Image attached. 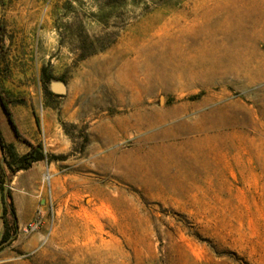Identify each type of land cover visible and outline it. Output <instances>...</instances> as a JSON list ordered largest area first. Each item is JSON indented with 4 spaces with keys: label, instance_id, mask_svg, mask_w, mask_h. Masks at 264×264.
<instances>
[{
    "label": "rangeland",
    "instance_id": "374dc122",
    "mask_svg": "<svg viewBox=\"0 0 264 264\" xmlns=\"http://www.w3.org/2000/svg\"><path fill=\"white\" fill-rule=\"evenodd\" d=\"M0 89L66 136L0 264H264V0H0Z\"/></svg>",
    "mask_w": 264,
    "mask_h": 264
},
{
    "label": "crops",
    "instance_id": "0c3cea01",
    "mask_svg": "<svg viewBox=\"0 0 264 264\" xmlns=\"http://www.w3.org/2000/svg\"><path fill=\"white\" fill-rule=\"evenodd\" d=\"M11 112L20 137L13 131L0 103L2 140L5 144L13 146V151L18 157L27 155L31 151V146L37 145H42L44 154L47 156H59L64 153L65 147L58 146L56 149H50V143L61 142V140L65 142L66 136L56 116H52L49 109L40 123L37 122L31 106L16 105L11 108ZM3 155L7 157L6 153ZM57 167L58 161L49 162L44 159L34 163L28 170L18 171L12 177L9 189L14 204L17 228L32 222L39 212L42 213L43 209L47 208L44 180L48 173L56 172ZM0 224L3 226L4 233L1 212Z\"/></svg>",
    "mask_w": 264,
    "mask_h": 264
},
{
    "label": "trees",
    "instance_id": "16d2710c",
    "mask_svg": "<svg viewBox=\"0 0 264 264\" xmlns=\"http://www.w3.org/2000/svg\"><path fill=\"white\" fill-rule=\"evenodd\" d=\"M113 44L114 42H109L104 47H102L100 51L109 48ZM95 54H97V51L93 52L91 55ZM87 57L88 56L83 55L81 56V60H85ZM0 103L6 116L8 117L13 131L15 132L16 136L20 137V133L18 131L10 108L11 105L14 104V102L7 100L1 89ZM3 153L7 154V157L9 159L8 161L7 157H4ZM44 159H47L50 162L52 160L59 159V156H47L44 154L42 145H37L31 146V151L27 155L18 157L13 151V146L7 145L3 142L2 135L0 132V212L1 219L4 225V233L2 241L0 242V247L11 243L12 229L15 226L17 227L11 191L10 189L6 190V187L10 184L12 177L18 171L28 170L34 163L42 161ZM6 166L10 169L9 173L6 171ZM11 219L13 220L12 222Z\"/></svg>",
    "mask_w": 264,
    "mask_h": 264
},
{
    "label": "built area",
    "instance_id": "2783aa9c",
    "mask_svg": "<svg viewBox=\"0 0 264 264\" xmlns=\"http://www.w3.org/2000/svg\"><path fill=\"white\" fill-rule=\"evenodd\" d=\"M44 224V217L41 212L38 213L37 217L25 226L18 228L19 235L31 236L32 234L38 232Z\"/></svg>",
    "mask_w": 264,
    "mask_h": 264
},
{
    "label": "water",
    "instance_id": "95a60500",
    "mask_svg": "<svg viewBox=\"0 0 264 264\" xmlns=\"http://www.w3.org/2000/svg\"><path fill=\"white\" fill-rule=\"evenodd\" d=\"M9 189V185L6 187V190H8Z\"/></svg>",
    "mask_w": 264,
    "mask_h": 264
}]
</instances>
